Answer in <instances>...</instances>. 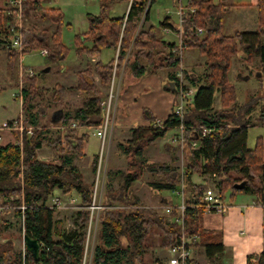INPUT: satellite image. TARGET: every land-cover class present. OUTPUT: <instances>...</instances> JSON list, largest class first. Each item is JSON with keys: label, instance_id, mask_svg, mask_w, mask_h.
I'll return each mask as SVG.
<instances>
[{"label": "trees", "instance_id": "trees-1", "mask_svg": "<svg viewBox=\"0 0 264 264\" xmlns=\"http://www.w3.org/2000/svg\"><path fill=\"white\" fill-rule=\"evenodd\" d=\"M45 1L27 0L24 3V17L19 31L23 38L21 51L10 46L8 29L16 25V20L9 12L14 8L9 7V3L0 7V35L4 36L0 45L7 52L9 65L21 56L43 50L47 51L46 57L52 64L66 60L69 49L61 39L63 13L59 8L44 7ZM155 1L131 0L127 15L112 18L109 12L115 0H100L101 13L89 16V30L82 36L91 45H84L78 50L91 60L105 50H113L116 58L107 63L97 61L77 71L74 87L60 84L54 87L53 100L58 105L68 91L79 93L82 98L79 108L64 111L58 123L52 122L56 129L41 125L46 110L37 102L41 97V88L37 84L36 73L33 77L24 76L22 111L26 123L36 128V134L32 138L24 136L21 146L13 142L0 145V204L5 205L4 201L11 196H19L20 199L12 205H24L25 210L17 209L16 215L24 220L25 235L41 245L39 260L26 251L23 264L84 263L91 216L88 208L93 203L94 183L87 184L76 165V160L85 158L84 147L89 137L81 130L103 122V102L107 98L103 89L109 90L114 76L119 74L123 94L127 87L126 75L139 79L154 68H161L167 72V79L175 85L178 93L181 88L182 54L178 42L162 38L161 31L164 29L181 36L184 43L182 52L193 48L206 58L205 73L191 78L184 71L185 79L196 92L192 103L186 107L183 121L173 111L167 120L158 125L153 114L145 109L143 115L149 124L130 129V138L126 143L119 144L127 167L106 174L103 209L98 219V242L93 248L91 264H142L155 243L169 249L179 238V225L170 222L160 210H146L141 206L139 197L134 195L135 185L146 174L151 176L149 186L157 192L175 191L184 185V193H187V231L190 233L200 235L201 219L206 214L203 204L206 188L192 183L194 174L211 181L222 200L231 190L232 201L239 193H245L256 196L264 205L262 139L258 140L255 148H248L249 128L258 124H253L251 120L255 106L252 102L237 105L235 86L229 77L231 61L240 52L247 63L256 60L264 68V0H259L256 6L258 30L231 35L223 34L226 12L231 6L225 3L215 5L212 0H189V11L183 15L181 29L169 22L170 19L157 26L146 27L143 21L148 20L149 8ZM44 22H50L53 29L42 26ZM159 58H163L164 66L156 65ZM95 77L99 78L100 87ZM217 93L220 95V108L215 107ZM260 122L264 125V108ZM182 124L187 141L184 148L187 162L182 171L173 164H151L145 150L165 138L169 131H178ZM205 130L210 133L203 137ZM16 139H20L18 133ZM193 143H196L195 147ZM44 147H50L60 155V165L38 159V151ZM98 164L99 156H96L92 163L95 175ZM244 181L247 185L243 190L234 188L235 184ZM55 191L64 196L78 195L80 209L73 217V230L69 232L62 228L61 222L55 221V210L49 206ZM201 235L196 246L201 245L208 259L212 260L210 264H216L214 258L223 253L224 246L218 241L212 242L210 235ZM6 253L0 254V264ZM257 257L258 264H264V253ZM187 264L198 263L190 260Z\"/></svg>", "mask_w": 264, "mask_h": 264}, {"label": "rangeland", "instance_id": "rangeland-1", "mask_svg": "<svg viewBox=\"0 0 264 264\" xmlns=\"http://www.w3.org/2000/svg\"><path fill=\"white\" fill-rule=\"evenodd\" d=\"M10 0H0V7H4ZM130 0H115V3L111 6L109 15L112 18L122 17L127 10L128 2ZM171 1V5L169 4ZM173 0H165L153 7V11L161 13V17L166 16L165 9L171 8L173 12L176 11L172 4ZM179 1V0H178ZM189 0H183V5L186 6ZM215 3L217 0H213ZM169 4V5H168ZM44 7L46 8H59L63 13L64 24L61 30V39L64 45L69 49L68 56L65 61L59 64H52L48 62L46 56L41 55V52H33L26 54L16 59L13 65H9L7 52L2 50L0 45V128H2L3 134L0 133V145H3L9 141L14 142L16 138V133L13 136L8 137V132L4 129L9 123L18 120L21 116L24 117L25 125L31 126L26 123L25 115L22 111V101L20 99L21 88L25 86V77L20 75L21 67L33 69L36 73L37 84L41 88V97L37 102L41 105V108L46 110V114L41 118V125L47 128L53 127V117L55 123H58V117L61 111L65 112L74 111L82 105V98L79 93L76 92H66L63 98V102L58 105L53 100L54 87L60 84L67 88L74 87L77 83L76 73L79 70L85 69L88 65L93 64L91 59H89L85 54L79 52V48L84 45H91V42L84 41L82 37L85 32L89 30V16H99L101 13L100 0H46L44 2ZM161 18V19H162ZM232 15L226 17V22L223 28V34L231 35L234 31L232 22ZM172 24L177 27L178 16L176 13L171 15ZM28 22V19H27ZM42 26L49 27L53 29L50 22H44ZM4 36L0 35V39ZM167 41H173L174 36L163 37ZM178 42V41H176ZM4 48V47H3ZM191 54H196L197 56H202L197 50L191 49ZM242 52H240L231 61L230 68V82L235 86L237 94V105H245L246 103L252 102L254 104V111L252 113V123H258L249 130L248 147L253 149L257 146L258 140L262 139V150H263V160H264V125L260 122V116L262 114V109L264 108V68L260 65L258 61H252L247 63L242 59ZM97 57V56H96ZM95 57V58H96ZM116 58V52L113 50H105L101 53V60L104 63L111 61ZM185 66L188 68L189 63L187 62V52L184 54ZM206 59V58H205ZM205 59H200L197 57L196 60V74L203 75L206 69ZM157 66H162L160 62H156ZM44 73V70H49ZM155 69V68H154ZM154 69L152 71H154ZM181 70V69H180ZM184 70V69H183ZM159 73V76L163 78L167 77V72L162 71L161 68L155 69ZM182 72V71H181ZM188 73V72H187ZM183 82L188 88H192L190 84L186 82L184 71ZM189 74V73H188ZM195 74V75H196ZM126 83L135 82L136 80L131 77L130 74L126 75ZM121 74L117 75L115 82V94L117 93L119 81ZM193 78V77H192ZM97 85L100 87L99 78L95 77ZM107 93L108 100L111 92L109 90L103 89ZM121 89L119 90L118 101H112V111L117 104V111L114 118V129L113 132L108 135V140L105 145L104 156L101 164V174L106 175L107 172L111 170H125L127 167L126 157L120 152L118 146L120 143H126V139L129 137V129H122L121 125L117 124L118 113L120 109H124L121 103ZM176 103L179 102L176 96ZM220 95L216 94L215 107L220 108ZM123 117L121 116L120 122ZM4 129V130H3ZM120 129H122L120 131ZM83 133L87 132L89 137L87 139L86 154L87 158L83 160H76V165L80 168L84 176V181L87 184H95L96 175L93 173L92 163L94 157L101 155L102 141L97 136L92 135L93 131L81 130ZM177 132V131H176ZM6 133V134H5ZM122 133H124L122 135ZM66 134V133H65ZM172 136V137H171ZM175 136V131L171 130L167 136L156 142L155 145L150 146L145 150V156L154 165L162 164H173L177 170L181 172L184 164L187 162V155L185 151V146H182L178 142H173ZM185 148V149H184ZM37 157L41 161L55 163L57 165L61 164L60 155L52 150L50 147H44L38 151ZM175 159H177L175 163ZM99 167V165H98ZM256 177L255 175H253ZM151 176L145 175L134 187V195L138 196L141 201V206L146 210L156 209L160 210L161 214H164V209L167 206H172L177 208L182 203V196L180 195L181 188L175 191H161L157 192L152 187L149 186V180ZM151 181V180H150ZM257 181V178H256ZM208 187L214 189L213 183L208 182ZM100 195H97V204L101 202ZM186 197V196H185ZM74 198H77L75 200ZM232 191L229 190L226 194V202L232 201ZM19 196H11L10 199L4 201V204H0V254L7 251V255L2 260V264H23L26 255V245L24 242L25 237V227L24 220L17 217V209H21L22 205L19 207L13 206ZM59 199L62 201L63 206L57 207L54 205L53 200ZM71 199L75 202L72 203ZM164 200L166 203L163 204ZM78 195L73 193L70 196H64L60 191H55L52 199L49 201V206L54 208V219L62 223V228L66 231L73 230V217L75 213L80 209ZM102 209L94 213V218L92 220L91 228L88 229L87 234V244H88V254L86 256V264L92 263V252L94 245L98 242V224L96 219L100 217ZM158 241V240H157ZM156 246L149 251L148 255L144 257V262L142 264H165L168 260V248L163 249L160 247L159 243H155ZM157 263H154V262Z\"/></svg>", "mask_w": 264, "mask_h": 264}, {"label": "crops", "instance_id": "crops-1", "mask_svg": "<svg viewBox=\"0 0 264 264\" xmlns=\"http://www.w3.org/2000/svg\"><path fill=\"white\" fill-rule=\"evenodd\" d=\"M162 1L165 0H156L150 6L149 18L147 21H143V25L146 27L157 26L160 24V22L166 19H170L169 22L172 23L171 15L172 13H176L179 21L177 27L180 28V10H183L184 14L188 12V4L184 6L183 0H173L172 4L176 11L173 12V9L167 8L165 9L166 16L162 18L159 11L157 13L153 11V7L161 3ZM258 1L259 0H217V2L215 3L212 0L213 4L215 5L225 3L231 6L226 12V17L230 14L232 15L231 19L234 24V28L237 30L234 31V33L253 32L258 30L259 19L256 10ZM130 4L131 0L128 2L127 10H125L124 16L127 15ZM169 4L171 5V1H169ZM161 35L163 37L174 36L175 39L170 42L178 41L179 43V36L176 33L170 31V29H164L163 31H161ZM191 49L193 48H187L183 50L181 69L182 72H188V75L191 78H196L201 76H198L195 72L197 57L200 59L205 58H202V56H197L196 54L192 55ZM185 52H187V62L189 63L188 68L185 66L184 61ZM91 61L92 63L102 61L101 54ZM163 61V58H159L158 62H160L161 65L164 66ZM155 69L154 71L148 72L143 77L135 79V82L129 83L127 85L121 98V103L124 106V109H120L118 113L119 119L117 121V124L121 125L120 127H123L122 129L130 130L132 128L147 126L149 123L145 120L143 115L145 109L149 110L159 123L167 120L168 117L173 113L176 105L177 92L171 90V86L173 83L169 81L166 76L161 78L159 76V73L156 72ZM161 70L165 71L164 69ZM186 82L190 84L187 80ZM63 113L64 110L61 111V114ZM121 116L123 117V119L120 122ZM122 129H120V131ZM174 131L175 134L178 132L177 130ZM1 132L2 131H0V133ZM7 132L8 137L13 136V134L15 133L9 131ZM123 134L124 133H122V135ZM128 135L129 137L126 139V141L131 136L130 131ZM10 142L11 141L3 145H6ZM17 142L18 141L15 138L13 143ZM86 144L87 142L85 143L84 147L85 158H87ZM192 183L195 185H202L204 186V188H206V190L209 188L208 181H206L199 174H194L192 176ZM185 196L187 197V193H185ZM185 196L184 198L186 200ZM74 199L77 200V198ZM224 202L228 206V209L224 214L211 213L202 216L200 224V235L204 233L207 236L210 235V238L213 239L211 240L212 242L218 241L224 246L223 253L217 255L214 258V263L248 264L249 258L257 257L264 253V205L259 203L256 196L245 193H239L231 202H226V199L224 200ZM171 205L174 206L173 204ZM78 206L79 205H77V207ZM204 238H206V236ZM168 260L165 264H168ZM191 260L197 262L198 264H210L212 261L211 259H208L205 253V249L201 245L194 247L191 255Z\"/></svg>", "mask_w": 264, "mask_h": 264}, {"label": "built area", "instance_id": "built-area-1", "mask_svg": "<svg viewBox=\"0 0 264 264\" xmlns=\"http://www.w3.org/2000/svg\"><path fill=\"white\" fill-rule=\"evenodd\" d=\"M27 0H10L9 1V7L13 9V11L9 12V15H11L15 20H16V25L10 27L8 30L9 33V39L11 40L10 46L12 49L21 51L22 48V41L23 38L19 34V31L22 28V21H23V10H24V3ZM191 12H194V10H191ZM183 10H180V23L182 24V18H183ZM181 29V28H180ZM199 33L202 34L201 30H199ZM179 47H180V52L182 54V48H183V39L181 36L179 37ZM47 51L43 50L41 51V55L47 56ZM182 69L180 70V79H181V88L177 93V97L179 102L176 103L175 108H174V113L180 117V119L183 121L184 119V114L186 111V107L192 103L194 95H195V88H188L185 83L183 82V74H182ZM20 75L23 76L24 73H26L29 77H33L35 75V71L33 69L21 67L20 69ZM116 78L114 76L113 82L111 84V92L108 100H105L103 102V122L96 126V127H91L88 130L93 131L92 135L97 136L98 138L101 139L102 141V149H101V155L99 156V167L97 169L96 173V181L94 184V198H93V203L92 205L88 208L91 212L90 216V223L88 226V229L91 228L92 220L94 218V213L96 210L98 212L103 209L102 207V194L104 193V188H105V178L106 175L101 174V164L104 156V150H105V145L108 140V135H110L113 132L114 129V118L115 114L117 111V104H115L113 111H112V101L115 100L116 103L118 101V93L120 90V82L121 78L119 81V86L117 93L115 94V82ZM20 99H21V93H20ZM22 101V100H21ZM158 125L160 123L158 122ZM75 127V126H73ZM6 131L9 132H15L19 134L20 139L18 140V144L21 146L23 144V137L27 136L29 138H32L36 134V128L34 126H29L25 125L24 123V117L21 116L18 120H15L12 123H9L5 128ZM3 129V130H4ZM185 127L183 124L179 127L178 132L175 134L173 142H178L182 146L186 145V138L184 134ZM0 131H2V128H0ZM210 133L209 130H205L202 132V136L205 137ZM1 140V138H0ZM193 146H196V143H193ZM101 196L99 202L97 204V195ZM180 195L182 196V203L180 206L177 208H174L172 206H168L164 209V213L168 217L170 222H175L177 225H179L181 232L179 238L176 240V242L169 248V254L170 258L168 260V264H187L191 260V255L194 247L199 244L201 237L199 234L196 233H190L187 231V223H186V212H187V205H186V200L184 198L185 193H184V185H182V189L180 192ZM72 203L75 202L74 199H71ZM54 205L57 207L63 206V203L59 199H54L53 200ZM203 204L205 205V212L206 214H211V213H218V214H224L226 210L228 209L227 204L222 200L219 196L216 190L208 188L206 190V193L203 197ZM21 210L24 211L25 207L22 205ZM99 219V218H98ZM98 219H96V222L98 224ZM88 234V231H87ZM86 243H87V238H86ZM88 254V244L86 246V252H85V258H84V263L86 264V256ZM93 254V252H92ZM92 258V257H91ZM259 258L258 257H252L249 258L248 264H258Z\"/></svg>", "mask_w": 264, "mask_h": 264}, {"label": "water", "instance_id": "water-1", "mask_svg": "<svg viewBox=\"0 0 264 264\" xmlns=\"http://www.w3.org/2000/svg\"><path fill=\"white\" fill-rule=\"evenodd\" d=\"M48 71H50V69L49 70H44V73H46ZM171 90H173L174 92H177L174 84H172ZM61 116H62V114L59 115L58 121H59V119H60ZM53 123H55L54 117H53ZM246 185H247V183H246V181H244V182H242L240 184H235L234 185V188L236 190H243L246 187ZM24 242H25L27 251L29 253H31V255L33 256V258L35 260H39L40 253H41V245H40V243L37 240L29 237L28 235H25Z\"/></svg>", "mask_w": 264, "mask_h": 264}]
</instances>
